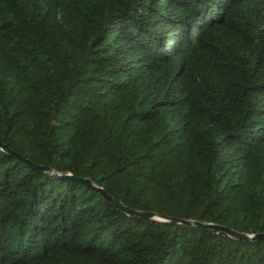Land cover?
<instances>
[{"label":"trees","instance_id":"1","mask_svg":"<svg viewBox=\"0 0 264 264\" xmlns=\"http://www.w3.org/2000/svg\"><path fill=\"white\" fill-rule=\"evenodd\" d=\"M0 144V264H264V0H0Z\"/></svg>","mask_w":264,"mask_h":264},{"label":"water","instance_id":"2","mask_svg":"<svg viewBox=\"0 0 264 264\" xmlns=\"http://www.w3.org/2000/svg\"><path fill=\"white\" fill-rule=\"evenodd\" d=\"M0 147L5 148L3 145L0 144ZM38 169L41 170H45L48 171L50 174L55 175V176H59L55 173V171L51 168H49L46 165H38L36 166ZM64 176V175H63ZM63 176H59V177H63ZM86 184L91 185L90 181L88 179H84L83 180ZM92 187L101 194V196L106 200V202L112 204L113 206H115L117 209L130 214V215H139V216H144L146 218H153V219H157V220H162V221H168V222H179L182 223L184 225H196L199 227H203V228H209V229H213L215 231H219V232H224L226 235L233 237V238H237V239H244V240H254L256 237L261 236V234H247V233H243V232H237L231 228H228L226 226H222L219 224H213V223H203V222H198L195 220H190V219H180V218H175V217H168V216H164L161 214H156L153 212H144V211H136V210H132L129 209L128 207L124 206L122 203L116 201L114 198H112L110 195H108L106 193V191L98 186H93Z\"/></svg>","mask_w":264,"mask_h":264}]
</instances>
